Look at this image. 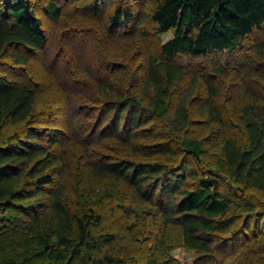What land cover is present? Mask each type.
Segmentation results:
<instances>
[{"label": "trees", "instance_id": "1", "mask_svg": "<svg viewBox=\"0 0 264 264\" xmlns=\"http://www.w3.org/2000/svg\"><path fill=\"white\" fill-rule=\"evenodd\" d=\"M133 1L152 7L130 46L136 57L123 52L121 64L101 50L137 22L130 6L47 0L54 21L82 4L99 21L87 47L96 56L82 67L61 61L63 41L49 65L32 0H0V67L11 52L24 72L42 53L45 89H59L66 119L64 129L40 127L43 85L0 74V124L18 127L0 141V264H179L181 247L194 264H228L226 250L250 232L249 250L229 264H264V0ZM189 58L203 62L200 72L180 61ZM106 180L117 185L98 186ZM39 196L38 210L20 204Z\"/></svg>", "mask_w": 264, "mask_h": 264}, {"label": "rangeland", "instance_id": "2", "mask_svg": "<svg viewBox=\"0 0 264 264\" xmlns=\"http://www.w3.org/2000/svg\"><path fill=\"white\" fill-rule=\"evenodd\" d=\"M124 4L127 6H130L136 13V17H137V22L136 23H131V27L127 26H122L121 28V32L123 33V36H118L119 34H112V37L109 35V37L105 36V39L109 38L108 42L104 43L101 52L106 54L107 58L112 61L115 59V61L113 62H123V60H121L120 56L123 54V52H126L128 54H133V56L136 54L137 52L135 51V48H130V46H132L133 42H139V39H134L138 34L141 33V30L138 27V23H139V18L143 15V13H145L146 10H149V8L152 7V4L149 3H143V4H136L133 0H123ZM39 16L43 19V26L44 29L46 30L47 34H48V45H47V50L49 51L51 57L48 59V63L50 66H52V59L54 57V53L55 56L57 54V49L59 50V41H63V44L65 45V49L67 50L68 55H62V62L64 63H68L69 61H71V64H76L78 65L79 63L82 64V67L84 65V63L86 62H92L94 60V57L96 55H93L91 53L90 49H87V47L89 46V41L90 39H93V29L97 30L96 27L99 26V21L98 20H94L91 19L89 17H84L83 13H85V11L83 10V4L82 5H70L68 7L65 8L63 15L61 16L59 21H54L51 17H49L45 12L43 7L45 6V4L47 3V0H32ZM60 3H64L65 0H59ZM110 11V10H109ZM108 9L106 8V10L102 13H100V15H96L95 17H99V19H101V16L104 17L107 15V12H109ZM78 13H80L81 17V21L83 23H79L77 24L75 21H72L73 26L72 28H70V23L68 22V18L73 17L78 15ZM88 19H90L91 21H89ZM102 20V19H101ZM87 21V22H86ZM94 22V24H93ZM96 26V27H95ZM99 28V27H98ZM71 29L72 32L69 30ZM69 34L66 36V33ZM79 35L77 40H73L75 35ZM97 33V31H96ZM102 33V31H101ZM102 33V37H103ZM135 34V35H134ZM107 37V38H106ZM111 37V38H110ZM171 38V34L168 35H163L162 36V41H167L168 39ZM104 39V38H103ZM134 39V40H133ZM141 41V40H140ZM146 43L148 45L152 46V41L150 38H148L146 40ZM76 44L79 45L80 49L85 48V50L82 53H79L80 49L76 48V51H74L72 49V46ZM133 50V51H132ZM64 52V51H63ZM53 55V56H52ZM139 55V56H138ZM137 57H138V62H139V67L141 68V72L145 73V64L144 62H146L148 55L146 52H142V53H138ZM72 56H75L72 57ZM48 57V56H47ZM125 57V56H124ZM31 61L30 63L25 66L26 70L24 71L25 74L23 75V71L21 70V67L19 65H15L14 61L11 57V52H8L7 56L5 57V61L8 64L7 66H2V68L0 67V74L2 75H6L8 78L10 79H14V80H20L21 76L23 77H30L35 79V81L40 82L41 85H43L44 88H42V90L44 91L41 94L40 97V101L38 102V111H37V117L40 116L41 118V123L39 124L40 127H44V128H48V129H64L65 123H66V119H65V115L63 113V108H62V103L59 100L60 99V91L59 89L56 88H50V89H45L46 85H48L51 80L50 78L46 75V69H45V63H46V57L42 54V53H36L33 54L31 57ZM72 58L74 60H72ZM126 60H128V57H125ZM120 60V61H119ZM190 60V63L188 62ZM181 62L183 61V64L186 63L187 61V65L189 63V66L191 67V70L193 73H198L201 70L199 68L204 67L203 62L202 61H198V60H193V59H181ZM143 63V64H142ZM122 64V63H121ZM109 66V65H108ZM206 69V67L204 68V70ZM82 70V69H81ZM105 71V69H103ZM199 70V71H198ZM218 81V85L221 87L220 89L222 90L223 93H227L228 96H230V84H228L226 81L223 83H220L221 80H217ZM190 84V80L183 82L182 86L180 87V91L177 93V97L179 98L182 93H184V91L186 90V86H188ZM218 86V87H219ZM229 88V89H228ZM238 90L233 92V95H236L239 91V88H237ZM236 90V89H235ZM177 98V99H178ZM225 98V96H224ZM229 99V98H228ZM228 101V100H227ZM56 102H58L56 104ZM161 122H156L155 124L158 125ZM9 124V123H7ZM5 124H0V141L1 142H6L8 139V136L10 134H13L15 131L18 130V127L16 125H12L9 124L7 125ZM164 126V123H162ZM212 161V160H211ZM213 161H215L213 159ZM99 183V187H110L112 189V186L114 187L115 184L113 181L110 180H106L105 182H100ZM227 185V184H226ZM47 188H52V187H47ZM117 191V190H116ZM46 197H36L34 199H28V200H24L22 201L20 204L22 206H25V208H32L34 210H38L41 208L42 203L44 204L46 202ZM131 208H134L133 205H130ZM47 211V208H46ZM19 217H24L25 215H18ZM1 218V216H0ZM26 218H29L26 216ZM29 220V219H27ZM262 231L264 232V222L262 225ZM249 236H253L252 232H250L248 235H242L241 239L238 240L237 242L234 241L231 245L230 248L226 250V253L224 254V257L226 258V262L229 264V262H231L234 258L236 252L237 253H243L246 252L247 247L249 245H251V243L249 242L250 240L253 239H249ZM247 241L249 243H247ZM251 248V247H250ZM173 256L176 259V261L179 264H194L195 260H196V255L193 254L191 251H189L186 248H178L175 251H173Z\"/></svg>", "mask_w": 264, "mask_h": 264}]
</instances>
